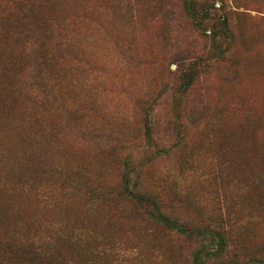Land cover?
<instances>
[{
  "label": "rangeland",
  "instance_id": "obj_1",
  "mask_svg": "<svg viewBox=\"0 0 264 264\" xmlns=\"http://www.w3.org/2000/svg\"><path fill=\"white\" fill-rule=\"evenodd\" d=\"M37 3L24 40L0 37V264L36 248L42 264H193L214 246L146 221L117 195L126 174L222 232L224 264L264 261V0ZM0 17L14 30L12 0Z\"/></svg>",
  "mask_w": 264,
  "mask_h": 264
},
{
  "label": "trees",
  "instance_id": "obj_2",
  "mask_svg": "<svg viewBox=\"0 0 264 264\" xmlns=\"http://www.w3.org/2000/svg\"><path fill=\"white\" fill-rule=\"evenodd\" d=\"M38 0H12L14 7H16L17 12L20 16V20L16 21L14 26V30L5 31L3 28H0V37L3 40H24L27 35H25L26 29L23 30L20 27H25V24L22 21L28 18L30 15L33 16L38 9ZM186 8L189 10L194 9V5L190 2H186ZM9 17L4 18L0 17V21L8 20ZM3 52H0V55ZM8 58L1 57L0 63L5 64L6 68L9 69L12 65V60H7ZM194 65L190 66L186 73L183 74L182 80H184V85L187 89L191 84V79L195 77V73L193 71ZM32 121L34 123H38L35 116L30 115ZM123 184L120 187V190L117 191V195L132 203L136 208H143L144 216L146 221H151L155 224H158L170 231H174L179 234L186 235L188 237H193L196 239L203 240L208 235H210V240L213 247H210L207 244H203L202 248L196 250L192 257L193 264H224L222 262L225 257V248L227 245L225 236L219 230H202L198 226L192 225L188 221L179 219L173 214L166 212L164 210L161 201L157 195L153 194L147 189L143 188L142 190L137 187L135 183L131 184L130 178L124 175ZM17 244H21V242H17ZM35 246L34 243L31 244ZM43 250H38L37 248L33 251V260L32 264H42L44 255L42 253ZM46 264L48 262L46 261ZM239 264V263H238ZM240 264H254L250 262H244ZM258 264H264V261L259 262Z\"/></svg>",
  "mask_w": 264,
  "mask_h": 264
}]
</instances>
